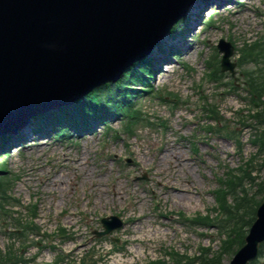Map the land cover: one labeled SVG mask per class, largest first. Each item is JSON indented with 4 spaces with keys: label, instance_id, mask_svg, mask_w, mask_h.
I'll return each mask as SVG.
<instances>
[{
    "label": "rangeland",
    "instance_id": "rangeland-1",
    "mask_svg": "<svg viewBox=\"0 0 264 264\" xmlns=\"http://www.w3.org/2000/svg\"><path fill=\"white\" fill-rule=\"evenodd\" d=\"M190 8L168 34L165 55L150 54L152 90L131 94L130 116L64 136L36 131L32 120L14 132L23 135L5 159L12 182L0 199L2 264H165L170 252L218 250L224 217L215 191L226 175L251 169L243 185L255 199L242 200L238 214L247 219L243 211L262 198L257 136L263 127L251 116L263 103L256 98V110L248 105L253 95L242 72L258 65L240 67L239 59L255 43L264 67V0H203ZM221 38L235 45L236 72L211 79ZM225 200L232 202L229 195ZM109 214L122 226L94 235ZM235 254H223L220 264Z\"/></svg>",
    "mask_w": 264,
    "mask_h": 264
},
{
    "label": "water",
    "instance_id": "water-1",
    "mask_svg": "<svg viewBox=\"0 0 264 264\" xmlns=\"http://www.w3.org/2000/svg\"><path fill=\"white\" fill-rule=\"evenodd\" d=\"M194 1L0 0V134L115 81ZM219 48L227 63L232 48ZM257 216L230 264H246L264 240V200Z\"/></svg>",
    "mask_w": 264,
    "mask_h": 264
},
{
    "label": "trees",
    "instance_id": "trees-1",
    "mask_svg": "<svg viewBox=\"0 0 264 264\" xmlns=\"http://www.w3.org/2000/svg\"><path fill=\"white\" fill-rule=\"evenodd\" d=\"M258 50L257 45H252L246 48V55L250 56L252 54H256ZM149 63V60H148ZM151 63V62H150ZM145 66H143V70L140 74L138 72H133L132 70H127L116 83L104 85V87H100L88 95L82 97L80 100L76 101L73 105L65 108H60L55 111H51L49 115V120L53 121H60L61 119H73V116H77L85 122L87 117L89 118L97 111L102 112L100 116L104 115H116L118 113H124L127 110V105L123 106L122 103L125 101L126 98H130L129 90L134 89V86H131V82H145L143 74H146L148 71V66L146 61H144ZM252 77L250 79V85L255 93L258 96L264 93V79L259 78L261 81H256ZM146 84V83H144ZM261 120L264 123V113L260 114ZM47 121V122H50ZM4 164L0 163V181L2 185H6L7 183V176L4 175ZM4 188V186H3ZM249 207V206H248ZM250 208V207H249ZM233 209L228 207L227 213L234 218H237L235 221L234 228L232 227V233L229 235V243L228 246L224 245V249H229L232 245H240L242 242V238L245 233L244 226H247V221L244 218H240L233 213ZM251 210V209H250ZM253 212L249 213L248 215V223L252 220ZM220 258L218 256L212 257L210 259H204L200 264H219Z\"/></svg>",
    "mask_w": 264,
    "mask_h": 264
},
{
    "label": "bare ground",
    "instance_id": "bare-ground-1",
    "mask_svg": "<svg viewBox=\"0 0 264 264\" xmlns=\"http://www.w3.org/2000/svg\"><path fill=\"white\" fill-rule=\"evenodd\" d=\"M170 150V149H169ZM171 152H173L172 150H170ZM171 152H169L168 154H171ZM176 154V153H175ZM174 180V179H173ZM188 192V190H186Z\"/></svg>",
    "mask_w": 264,
    "mask_h": 264
}]
</instances>
